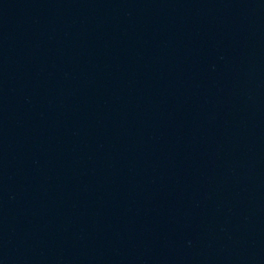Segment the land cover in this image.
Wrapping results in <instances>:
<instances>
[{
  "label": "water",
  "instance_id": "obj_1",
  "mask_svg": "<svg viewBox=\"0 0 264 264\" xmlns=\"http://www.w3.org/2000/svg\"><path fill=\"white\" fill-rule=\"evenodd\" d=\"M0 264H264V0H0Z\"/></svg>",
  "mask_w": 264,
  "mask_h": 264
}]
</instances>
